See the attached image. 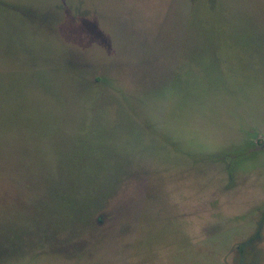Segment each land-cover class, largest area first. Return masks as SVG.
Wrapping results in <instances>:
<instances>
[{"label":"rangeland","instance_id":"obj_1","mask_svg":"<svg viewBox=\"0 0 264 264\" xmlns=\"http://www.w3.org/2000/svg\"><path fill=\"white\" fill-rule=\"evenodd\" d=\"M0 264H264V0H0Z\"/></svg>","mask_w":264,"mask_h":264}]
</instances>
